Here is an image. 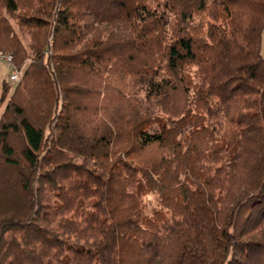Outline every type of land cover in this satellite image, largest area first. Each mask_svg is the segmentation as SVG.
<instances>
[{
  "label": "trees",
  "instance_id": "1",
  "mask_svg": "<svg viewBox=\"0 0 264 264\" xmlns=\"http://www.w3.org/2000/svg\"><path fill=\"white\" fill-rule=\"evenodd\" d=\"M263 32L264 0H0V264H264Z\"/></svg>",
  "mask_w": 264,
  "mask_h": 264
},
{
  "label": "rangeland",
  "instance_id": "2",
  "mask_svg": "<svg viewBox=\"0 0 264 264\" xmlns=\"http://www.w3.org/2000/svg\"><path fill=\"white\" fill-rule=\"evenodd\" d=\"M262 54L264 56V32L262 34ZM27 64V63H26ZM25 66V64H24ZM24 66H22V68L20 69L22 71V69L24 68ZM9 74H10V68L5 64L4 60L0 59V97H1V93H2V85H3V80H7L8 83L11 85L10 91L8 93V96L11 95L15 89V85L18 83V81L15 82H10L9 81ZM138 95L140 96V98H143L145 95V92L143 90H140V92L138 93ZM7 100V99H6ZM5 104V103H4ZM217 163V160L212 157L210 159V161H206L205 165H204V169L209 171L211 174H215L216 170L214 168H212L215 164ZM211 164V165H210ZM146 201H148V204L150 207L154 206V207H158L159 206V197L157 195H149L147 197H145ZM150 207L148 209H150Z\"/></svg>",
  "mask_w": 264,
  "mask_h": 264
},
{
  "label": "built area",
  "instance_id": "3",
  "mask_svg": "<svg viewBox=\"0 0 264 264\" xmlns=\"http://www.w3.org/2000/svg\"><path fill=\"white\" fill-rule=\"evenodd\" d=\"M0 59L4 60L5 64L10 68L9 81H18L21 77L22 71L15 66L12 54L0 51Z\"/></svg>",
  "mask_w": 264,
  "mask_h": 264
}]
</instances>
